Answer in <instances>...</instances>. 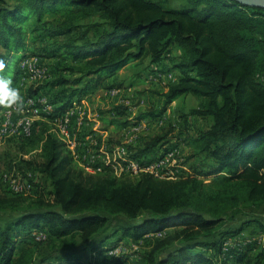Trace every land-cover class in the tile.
<instances>
[{"label": "trees", "instance_id": "trees-1", "mask_svg": "<svg viewBox=\"0 0 264 264\" xmlns=\"http://www.w3.org/2000/svg\"><path fill=\"white\" fill-rule=\"evenodd\" d=\"M0 0V74L17 82V63L29 43L55 39L68 61L65 70L101 82L123 67L145 60L160 66L177 47L179 60L172 69L178 81L155 91L163 104L141 111L137 120L162 116L182 96L204 100L189 115H199L208 127L187 136L191 157L205 154L217 167L206 182L203 173L177 179L149 172L137 178L120 177L105 166L87 172L75 161L65 142L49 134L43 161L36 165L51 187L41 186L37 197L1 192L0 211L17 212L0 227V264H85L73 249L84 245L95 257L91 264H119L122 255L103 246L117 232L139 240L171 227L145 253L146 264H264V248L232 258L214 240L219 228L241 209L264 205V8L236 0ZM53 19L52 21H50ZM60 78L54 84L66 83ZM143 81L136 74L130 86ZM65 110L88 88L72 89ZM1 109V104H0ZM119 128L131 122L113 119ZM172 128L151 138L136 156L165 142ZM124 217L131 225L108 234L112 221ZM44 229L54 251L69 252L49 262L36 257V246L19 240ZM106 235V236H105ZM112 235V236H111ZM98 243L90 246L92 243ZM115 245V244H114ZM116 246V245H115ZM19 248V249H18ZM72 251V252H70ZM18 252V254H17ZM73 257V258H72ZM112 258V260H110Z\"/></svg>", "mask_w": 264, "mask_h": 264}, {"label": "rangeland", "instance_id": "rangeland-1", "mask_svg": "<svg viewBox=\"0 0 264 264\" xmlns=\"http://www.w3.org/2000/svg\"><path fill=\"white\" fill-rule=\"evenodd\" d=\"M170 4L174 7H179L183 4V0H171ZM52 20L53 19L50 21ZM54 40L55 39L43 38L37 43H29L24 58L16 64L18 75L14 88H17L19 91L23 100V106L17 108L15 106L9 107L1 104L0 193L7 191L15 193L14 190H16V188L12 187L15 185L18 186L19 192L24 195V197H37L40 194L41 186H46L47 188L51 187L50 181L36 169V165H39V163L43 161L42 147L49 134L55 135L59 140L65 142L67 149L74 155L76 163L87 172H91L94 166L92 162H88V156H98L96 149L99 148L103 149V153H105L103 158L105 161L101 159V163H98V165L95 164L100 170L107 166L109 168L111 167V170L120 177H129L130 179L137 178L140 171H137V173L133 171L131 164L137 161L135 158H132V156L137 153L138 148L143 146V144H141L143 138L149 139L157 135L158 132L156 129L153 130L154 124L152 122H154V119L137 120L136 117L141 111L153 106L159 108L161 104H163L161 96L155 92L167 88L168 79L163 77L172 76L176 78L175 75L179 76L177 75V71H171L174 63L179 60L180 52L177 47H175L165 56L163 64L161 63L160 66L152 65L147 59L136 67L128 65L130 67L127 69L123 67L106 75L107 77L113 76L109 78L111 79L114 77L118 78L120 76H134L139 74V76L146 78L145 82L139 86L130 87L126 85L127 87L118 90L119 88L115 86L111 87V85H104V88H98L96 90L93 89L94 87L89 83V79H84L82 83L79 81L76 83L73 82L74 78L80 75H78L79 73L64 69L68 61L61 52L56 51L58 46ZM32 66L41 68L40 70L43 71V73H32L30 69ZM62 77L67 80L66 83L59 84V86L55 85L54 83ZM257 78L264 82V75L259 74ZM86 84H90L92 89L89 90L91 91L84 93L81 99L79 96H74V102L71 106L65 108V112H71L69 126L66 129L61 128L59 122L56 121V115L58 112L63 111V109L59 110L58 108H61V106L68 102L67 95L72 93L71 90L73 88L78 91L80 88H84L83 86ZM86 86L88 87V85ZM60 90H63L61 92L63 96H67L62 99L63 103H59L61 100L59 94L61 93L58 94V91ZM84 96H86L88 100H86ZM82 99L86 100V102L92 99L91 103L94 102L97 108H104L100 109L103 110V113L96 116L97 120H101H99L101 124L97 127V130H106L109 133L112 132L109 138L111 142L108 143V145L100 146L95 143L92 145L83 144L84 141L81 140L83 132L77 130L78 125H76L72 117L73 110L81 103ZM37 102L48 103L47 106L44 105V107L40 108L41 111L38 114L34 113L36 105L39 106ZM196 102L197 100H195V102L192 101L191 104ZM182 112L184 114L183 117L186 116L184 109ZM160 117L155 119H160ZM113 119L123 122L129 121L131 123L124 128H119L114 126L111 122ZM26 121L31 123L30 135H25L23 132V125ZM182 122H185V120L182 119ZM206 124H208V121H203V125L206 126ZM82 126L83 125H81V127ZM182 127L179 129L183 130ZM113 140L114 142L120 141L121 145L118 147L115 146ZM132 142H134V144L137 142V145H141L137 148H135V145L132 150L130 148ZM111 148H114L113 150H116V152L111 151ZM80 149H84L85 151L79 153ZM176 165L178 166L179 164ZM188 165L191 166V168L194 166L193 170L195 169V173L202 172L203 176L201 177L205 178L206 182L210 181L213 177L212 175L207 176V173L213 172L217 167L216 163V167H214V163L210 164V162L202 158L197 164L193 165L192 163L190 165V163H188ZM175 166H170V175L165 178L177 179L176 177H178V175L175 171ZM28 185H30V188L27 187ZM241 210V213L237 214L234 219L226 221L225 224L219 228L214 238V240L222 243V251L225 252L224 255H229L231 258L242 252L253 255L261 252L264 248V205H250L243 207ZM17 215V212H11L8 209L0 211V227L3 228L9 221L15 219ZM133 223L134 222H130L122 216H118L112 221L108 234H113L115 231L117 232V230L119 231L121 226L131 225ZM175 230H178V227H171L163 232L152 234L160 239L164 237L166 233H171L169 231ZM38 233L45 234L46 232L44 229H38L37 234ZM125 237L129 240L116 246L113 245L110 242L111 239H109L108 243L103 245L106 246L107 249L103 247L105 252H103L102 256H107L108 254L118 255L124 252L122 257L118 259L119 264H137V261L138 264L140 262L143 264L144 260L142 261V258H144L145 253L151 249L149 245H154L157 240L145 242L143 239L144 237L139 240H134L128 236ZM98 241L99 239L90 246L96 245ZM19 242L20 249L22 246H36L37 251L35 255L38 259L49 256L51 251H53L50 239L45 242H37L36 239L31 237L20 239ZM72 251V254H76V258H79L85 264L94 263L95 259L99 257V255L95 257L90 250H86L84 245L77 246ZM54 253L53 256H49L51 258H46L49 262L53 257L69 254V252L66 251L58 253L57 250H55ZM110 260H112V258H110ZM70 262V264H74L72 263L74 262L73 259H71ZM232 264L243 263L232 262Z\"/></svg>", "mask_w": 264, "mask_h": 264}, {"label": "crops", "instance_id": "crops-1", "mask_svg": "<svg viewBox=\"0 0 264 264\" xmlns=\"http://www.w3.org/2000/svg\"><path fill=\"white\" fill-rule=\"evenodd\" d=\"M163 61H162V64H163ZM129 67L130 66H126L125 69H127ZM171 71H177V70L172 69ZM78 75H80V74H78ZM177 75H179L178 71H177ZM110 77H113V76H108V77L106 76L101 82H97L94 79H91V78L89 79L87 77H82L80 75V76H77V78H74L73 82L76 83L79 81L80 83H82L84 79H89L90 80L89 83L94 87L93 89H96V90L98 88H104V85H111V87L115 86L116 88H119L118 90L125 88L127 86H130L128 84V80L131 76H120L118 78L114 77V78L109 79ZM175 77L176 78H173L172 76L163 77V78L168 79V84L166 86H169L171 84H175L178 81L179 76L175 75ZM145 79L146 78H143V81H140L136 85L130 86V87L139 86L140 84L145 82ZM90 84H86V85H88V87L86 85L83 86V87L88 88V92L91 91L89 89H92ZM57 86H59V85H57ZM105 88H106V86H105ZM62 91L63 90L58 91V94L61 93ZM59 96L61 97V100L59 101V103H63L62 99H64L68 95L63 96L61 93V94H59ZM84 97L86 100H88V98L86 96H84ZM161 99L163 100L162 97H161ZM86 100L82 99L81 103L72 112V117L74 118L76 125H78L77 130H80L81 132H83V137L81 138V140L84 141V143H83L84 145H88V144L92 145L93 143L100 145V146H103L106 144L108 145V143L111 142V139H109V138L111 137L112 132L109 133L106 130H103V131L97 130V127H99V125L101 124L100 123L101 120L100 119H99L100 121L97 120L96 116L100 113L102 114L103 110H100V109H104V108H97V106L94 105V102L91 103L92 99H89L90 100L89 102H86ZM195 100H197V102L194 104H191V102L192 101L195 102ZM203 104H204V100L202 98L196 96V95H193V94H188V95L182 96L179 99L175 100L170 105L168 110L164 113V115L162 117H160V119H154V122H152L154 124L153 130L156 129L158 134L162 133V131H164V130L172 128V132L169 134L168 139L165 142H162V143L156 145L155 147H152L151 149H149L145 153L138 154L137 156L136 155L132 156V158H135L136 161L141 163V164H144V163L150 164L151 162H153L154 160H156L157 158L162 156L168 149H170L172 147H177L179 152H180V155L182 157L183 162H182V164L175 166V168H176L175 171L177 172V175H178V177H176V178L188 177V176L193 175L195 173V171H194L195 169L193 170L194 166L191 168V166H189L188 163H190V165L192 163H193V165H195L198 163V161L201 158L206 159L208 162H210V164L214 163V165H215L214 160L212 158H209L205 154H201V155H197L195 157H191L192 148L190 147L188 140H187V136L195 135L198 130H204L208 127V124H206V126L203 125V121H205L206 119L204 120V118L202 116L189 115V112L191 109L200 108L203 106ZM101 107H103V106H101ZM183 109H184L185 115H186L184 117H183L184 114L182 112ZM182 119L185 120V122H182ZM81 125H83V126L81 127ZM114 126H116V125H114ZM181 127L183 130L179 129ZM155 136H152L149 139L143 138V137H145V136H143L142 137L143 142L141 144H143V146H144L146 142H148L151 138H153ZM137 139H136V141H137ZM113 142H114V140H113ZM134 142H132V146L130 147L132 150H133V147L135 145H136L135 148L140 147V145H141V144L137 145L136 144L137 142L134 144ZM113 144L118 147L119 145H121V142L116 141ZM113 149L114 148H111L110 150L113 152H116V150H113ZM96 150H97V154L100 158L97 155L96 156H93V155L88 156V162H92L94 165L92 167L93 169H91V172H94V173L97 171H100L99 167H97L95 164L98 165V163H101L100 161H101V159L103 160L104 154H105V153H103V149L98 148ZM83 151H85V150L80 149L79 153L83 152ZM103 161H105V160H103ZM211 161H213V162H211ZM111 165H112V163H111ZM214 167H216V165ZM169 232H171V231H169ZM110 239H111L110 242L113 245L114 244L115 245L123 244L126 240L127 241L129 240V239H127V237L123 236L122 231L117 232ZM143 239L145 240V242H148V241L151 242L154 240L155 241L158 240V238L155 235L153 236V234H149V235L145 236ZM149 246L152 247L153 244L149 245ZM122 254H124V252H121V254H119V255H122ZM143 260H144V258H142V261ZM144 262H145V260H144ZM144 262H143V264H144ZM136 263L138 264V261ZM139 264H142V262H140Z\"/></svg>", "mask_w": 264, "mask_h": 264}, {"label": "built area", "instance_id": "built-area-1", "mask_svg": "<svg viewBox=\"0 0 264 264\" xmlns=\"http://www.w3.org/2000/svg\"><path fill=\"white\" fill-rule=\"evenodd\" d=\"M32 73H43L39 67L32 66L31 68ZM34 101V100H33ZM39 106L36 105V108L34 109V113L38 114L41 111V107H44V105H48L47 102H37ZM56 121L59 122L61 128L66 129L69 126L70 120H71V112L63 110L61 112H58L56 115ZM30 120V119H27ZM63 131V130H62ZM23 132L25 135L31 134V123L29 121L24 122L23 125ZM183 162L182 157L180 155V152L177 147H172L168 149L162 156L151 162L150 164H141L139 162H133L131 164V167L133 171L137 173V171L142 172H149L156 177L159 178H165L166 176L170 175L169 168L171 165L175 166L176 164H181ZM139 173V174H140ZM29 184V183H28ZM13 188H16L15 193H20L18 186L13 185ZM30 188V185L27 186ZM38 229L33 230V235L35 236L36 240H44L47 237V234L45 233H38Z\"/></svg>", "mask_w": 264, "mask_h": 264}, {"label": "clouds", "instance_id": "clouds-1", "mask_svg": "<svg viewBox=\"0 0 264 264\" xmlns=\"http://www.w3.org/2000/svg\"><path fill=\"white\" fill-rule=\"evenodd\" d=\"M5 68V64L0 60V70ZM0 104L5 106H15L21 108L23 100L19 91L12 87V80L3 74H0Z\"/></svg>", "mask_w": 264, "mask_h": 264}, {"label": "water", "instance_id": "water-1", "mask_svg": "<svg viewBox=\"0 0 264 264\" xmlns=\"http://www.w3.org/2000/svg\"><path fill=\"white\" fill-rule=\"evenodd\" d=\"M242 4L264 8V0H236Z\"/></svg>", "mask_w": 264, "mask_h": 264}]
</instances>
